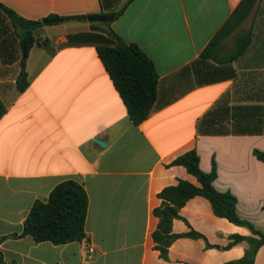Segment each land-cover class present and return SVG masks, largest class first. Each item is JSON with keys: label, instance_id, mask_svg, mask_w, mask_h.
Wrapping results in <instances>:
<instances>
[{"label": "crops", "instance_id": "crops-1", "mask_svg": "<svg viewBox=\"0 0 264 264\" xmlns=\"http://www.w3.org/2000/svg\"><path fill=\"white\" fill-rule=\"evenodd\" d=\"M242 1L0 0L29 21L113 15L129 3L111 23L44 25L24 90L20 39L0 10V252L7 264H227L247 256L250 240L261 236L218 217L202 196L188 201L172 227L201 238L176 240L167 259L153 239L159 194L179 180L199 185L186 168L169 166L193 149L203 172L216 165V190L234 195L240 219L264 236V161L255 155L264 153V0L215 50L220 60L241 54L227 65L202 59ZM110 32L138 46L159 75L156 105L138 125L98 44L69 41ZM227 67L235 76L214 80L215 69ZM71 180L89 200L85 239L56 245L24 236L35 203ZM254 264H264V242Z\"/></svg>", "mask_w": 264, "mask_h": 264}, {"label": "trees", "instance_id": "trees-1", "mask_svg": "<svg viewBox=\"0 0 264 264\" xmlns=\"http://www.w3.org/2000/svg\"><path fill=\"white\" fill-rule=\"evenodd\" d=\"M132 0H130L131 2ZM258 3V0H243L232 17L218 32L208 48L202 53V59L227 65L237 55L230 56L226 60H220L215 50L223 39L234 33L241 24L249 17ZM129 4V3H128ZM128 4L119 12L114 13L119 17ZM0 10L13 25L21 44V66L23 79L19 81L20 90H24L28 82L26 80V62L31 49L36 44H44L37 38L39 30L44 26V21H29L14 13L12 10L0 4ZM50 19L87 21L86 16H75L60 18L50 16ZM112 38L99 33L80 34L70 37V43L77 41H90L98 44V54L104 63L106 70L122 99L124 100L130 119L135 125L147 120L152 113L158 100L159 75L153 62L136 45H128L114 33ZM81 39V40H80ZM42 42V43H41ZM214 80H224L235 76L231 67L215 69ZM255 155L264 161V153L256 150ZM169 166H182L189 174L194 176L199 185L187 180H179L176 185L166 187L159 197L162 205L155 209L154 214L159 219L157 230L153 233L156 248L164 259L168 258V251L172 244L183 237L193 239L201 238V235L190 230L187 234H174L173 223L182 218L180 211L191 199L202 196L210 201L214 213L221 218H226L239 226H246L254 234L260 235L261 240L252 239L251 249L240 261L227 264H254V257L258 248L264 242V236L256 231L254 227L241 220L237 214V199L230 193L218 192L214 186L217 178V168L214 164L211 173H205L200 168V156L193 149L178 157ZM89 200L84 187L75 181H65L59 184L51 193L46 202H37L33 206L24 225V236H31L36 242H51L56 245L82 241L86 237L85 224L88 213ZM235 242L244 240L236 236ZM247 240V239H246ZM0 264H7L0 252Z\"/></svg>", "mask_w": 264, "mask_h": 264}, {"label": "water", "instance_id": "water-1", "mask_svg": "<svg viewBox=\"0 0 264 264\" xmlns=\"http://www.w3.org/2000/svg\"><path fill=\"white\" fill-rule=\"evenodd\" d=\"M89 22H98V23H111L114 21L115 16L114 15H105V14H100V15H90L87 17ZM61 19H50V20H45L44 25H50V24H56L61 22ZM100 144L103 146H106V143L103 141L98 140Z\"/></svg>", "mask_w": 264, "mask_h": 264}, {"label": "built area", "instance_id": "built-area-1", "mask_svg": "<svg viewBox=\"0 0 264 264\" xmlns=\"http://www.w3.org/2000/svg\"><path fill=\"white\" fill-rule=\"evenodd\" d=\"M87 249H88L89 257L91 258L95 253V249L92 244H87Z\"/></svg>", "mask_w": 264, "mask_h": 264}]
</instances>
